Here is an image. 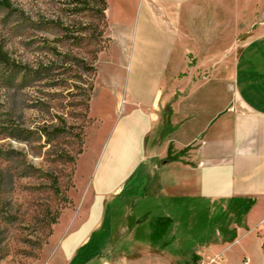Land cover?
<instances>
[{
	"label": "crops",
	"instance_id": "crops-1",
	"mask_svg": "<svg viewBox=\"0 0 264 264\" xmlns=\"http://www.w3.org/2000/svg\"><path fill=\"white\" fill-rule=\"evenodd\" d=\"M138 3L123 113L90 175L88 213L63 239L60 264H122L140 249L192 264L193 252L178 248L179 204H264V0ZM167 125L158 152L156 136Z\"/></svg>",
	"mask_w": 264,
	"mask_h": 264
},
{
	"label": "rangeland",
	"instance_id": "rangeland-1",
	"mask_svg": "<svg viewBox=\"0 0 264 264\" xmlns=\"http://www.w3.org/2000/svg\"><path fill=\"white\" fill-rule=\"evenodd\" d=\"M7 1L12 9L0 4V264H60L63 239L88 213L90 175L123 113L139 0H108V20L102 0ZM168 137L157 134L158 152ZM177 217L178 248L193 252L189 263L264 264V204L194 201L179 204ZM125 257L122 264L173 263L143 249Z\"/></svg>",
	"mask_w": 264,
	"mask_h": 264
},
{
	"label": "trees",
	"instance_id": "trees-1",
	"mask_svg": "<svg viewBox=\"0 0 264 264\" xmlns=\"http://www.w3.org/2000/svg\"><path fill=\"white\" fill-rule=\"evenodd\" d=\"M0 4L3 6V7H5V8H8V9H12L11 8V4L7 1V0H3V1H1L0 2ZM106 10H107V0H102V2H101V8H100V15H101V18L102 19H106L107 17H106ZM0 55H1V52H0ZM94 71H95V73L97 72V68H94L93 69ZM93 90H94V88L92 87V89L90 90V93H89V95L87 96V108H88V111H89V109H90V106H89V104H90V101H91V97H92V94H93ZM171 128H170V125H167L166 127H165V130H164V133L165 134H169L170 132H171V130H170ZM82 153V150H80L77 154L78 155H80ZM177 156H171V155H169V160L170 159H174V158H176Z\"/></svg>",
	"mask_w": 264,
	"mask_h": 264
},
{
	"label": "built area",
	"instance_id": "built-area-1",
	"mask_svg": "<svg viewBox=\"0 0 264 264\" xmlns=\"http://www.w3.org/2000/svg\"><path fill=\"white\" fill-rule=\"evenodd\" d=\"M214 261V260H213Z\"/></svg>",
	"mask_w": 264,
	"mask_h": 264
}]
</instances>
